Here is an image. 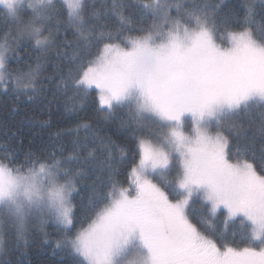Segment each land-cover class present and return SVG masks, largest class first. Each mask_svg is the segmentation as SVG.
Instances as JSON below:
<instances>
[{
    "label": "snow or ice",
    "instance_id": "snow-or-ice-1",
    "mask_svg": "<svg viewBox=\"0 0 264 264\" xmlns=\"http://www.w3.org/2000/svg\"><path fill=\"white\" fill-rule=\"evenodd\" d=\"M0 96L75 121L0 139V264L32 227L59 264H264V0H0Z\"/></svg>",
    "mask_w": 264,
    "mask_h": 264
},
{
    "label": "trees",
    "instance_id": "trees-1",
    "mask_svg": "<svg viewBox=\"0 0 264 264\" xmlns=\"http://www.w3.org/2000/svg\"><path fill=\"white\" fill-rule=\"evenodd\" d=\"M15 107L13 101H5V98L0 96V139L6 131L17 132L18 141L23 140L25 151L35 152L42 142L48 141L50 133L63 132L75 123L72 120H65L55 108L49 113L39 105V102L32 104L24 100L16 112L13 111ZM49 119L51 127L44 129L31 122ZM45 231L49 233L47 237L40 232L38 227L29 229L26 245L19 248L25 264H59L63 253L55 250V229L48 227ZM14 258L10 257V259Z\"/></svg>",
    "mask_w": 264,
    "mask_h": 264
}]
</instances>
